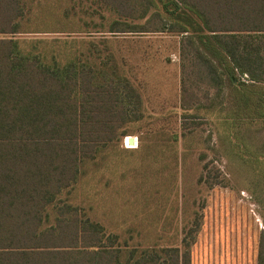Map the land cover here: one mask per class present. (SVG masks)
Returning <instances> with one entry per match:
<instances>
[{
  "label": "rangeland",
  "instance_id": "1",
  "mask_svg": "<svg viewBox=\"0 0 264 264\" xmlns=\"http://www.w3.org/2000/svg\"><path fill=\"white\" fill-rule=\"evenodd\" d=\"M21 2L15 37L23 53L47 65L88 63L127 80L140 96L117 140L79 163L76 182L62 191L61 202L117 234L122 258L132 248L137 254L183 250L186 237L190 264H258L264 247L261 107L242 109L235 84L223 75L218 87L192 86L196 96L187 104L181 99V33L110 31L115 21L144 25L156 10L165 17L155 0L137 19L119 16L102 0ZM235 73L256 100L264 83ZM45 212V225L53 223L54 207Z\"/></svg>",
  "mask_w": 264,
  "mask_h": 264
},
{
  "label": "trees",
  "instance_id": "2",
  "mask_svg": "<svg viewBox=\"0 0 264 264\" xmlns=\"http://www.w3.org/2000/svg\"><path fill=\"white\" fill-rule=\"evenodd\" d=\"M102 1L131 19L145 16L153 2ZM155 2L165 17L156 10L144 25L115 21L110 31L181 33L182 101L192 103V86L218 87L223 75L235 84L241 108L260 106L264 117V88L255 100L235 73L264 83V0ZM23 15L21 0H0V264H190L186 237L183 250L137 254L132 248L122 258L117 234L82 208L61 202L62 191L76 182L79 163L117 140L140 96L127 80H114L88 63L47 65L23 53L15 37ZM216 181L214 176L207 182ZM46 207L56 212L48 225ZM258 264H264L262 245Z\"/></svg>",
  "mask_w": 264,
  "mask_h": 264
},
{
  "label": "water",
  "instance_id": "3",
  "mask_svg": "<svg viewBox=\"0 0 264 264\" xmlns=\"http://www.w3.org/2000/svg\"><path fill=\"white\" fill-rule=\"evenodd\" d=\"M133 142H134V141H133V138L129 137V138H128V143H129V144H132Z\"/></svg>",
  "mask_w": 264,
  "mask_h": 264
},
{
  "label": "bare ground",
  "instance_id": "4",
  "mask_svg": "<svg viewBox=\"0 0 264 264\" xmlns=\"http://www.w3.org/2000/svg\"><path fill=\"white\" fill-rule=\"evenodd\" d=\"M127 140V139H126Z\"/></svg>",
  "mask_w": 264,
  "mask_h": 264
}]
</instances>
